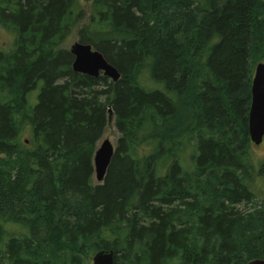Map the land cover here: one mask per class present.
Masks as SVG:
<instances>
[{"label": "trees", "instance_id": "1", "mask_svg": "<svg viewBox=\"0 0 264 264\" xmlns=\"http://www.w3.org/2000/svg\"><path fill=\"white\" fill-rule=\"evenodd\" d=\"M89 3L0 0V264L264 259L248 158L264 0ZM77 29L116 83L73 71ZM109 107L121 136L94 183Z\"/></svg>", "mask_w": 264, "mask_h": 264}, {"label": "water", "instance_id": "2", "mask_svg": "<svg viewBox=\"0 0 264 264\" xmlns=\"http://www.w3.org/2000/svg\"><path fill=\"white\" fill-rule=\"evenodd\" d=\"M89 3L93 0H82ZM73 54V71L93 77L106 76L117 82L122 74L110 63L104 54L90 43L75 41L69 48ZM108 123L114 119L112 107L108 108ZM248 128L251 141L259 145L264 139V61L257 64L252 79V98L248 117ZM115 152V146L109 138L99 141L94 153V173L98 183L105 179L108 167ZM92 264H115L114 251L101 249L92 256ZM248 264H264V259H253Z\"/></svg>", "mask_w": 264, "mask_h": 264}, {"label": "rangeland", "instance_id": "3", "mask_svg": "<svg viewBox=\"0 0 264 264\" xmlns=\"http://www.w3.org/2000/svg\"><path fill=\"white\" fill-rule=\"evenodd\" d=\"M83 6L85 7L87 13L89 12L90 3L87 4L82 1ZM89 15V14H88ZM79 29L73 31L69 36L67 42L64 44V47L69 49L70 46L77 40H79ZM14 36L9 31L2 28L0 25V49H10L13 46ZM37 97V92L31 93L32 100L35 101ZM121 136L120 132L118 131L114 120L108 124L106 131L103 134L102 139L109 138L114 146L117 145V141ZM101 139V140H102ZM249 161L253 165L255 169L254 180L252 182V188L255 191L259 200L264 199V171L260 172L261 168L264 166V139L263 142L259 145L252 144L249 152ZM94 183H98L96 176L94 174ZM92 264V258H91Z\"/></svg>", "mask_w": 264, "mask_h": 264}]
</instances>
